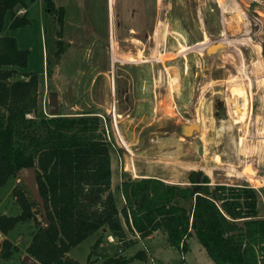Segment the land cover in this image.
<instances>
[{
  "label": "rangeland",
  "instance_id": "obj_1",
  "mask_svg": "<svg viewBox=\"0 0 264 264\" xmlns=\"http://www.w3.org/2000/svg\"><path fill=\"white\" fill-rule=\"evenodd\" d=\"M231 1L232 6L226 10L231 18L224 20L228 27L223 30V0H65L69 8L63 13L61 41L73 50L62 55L56 79L47 72L54 64V36L59 27L56 15L50 17L43 0H26L29 22L22 27L10 28L6 15L1 32L12 35L18 46L28 49L27 69L40 79L41 113H48L51 89L63 99L60 110L79 115L85 106L110 103L114 91L119 92L121 79L123 93L135 89V79L128 74L121 77V72L132 65L151 68L146 111H142V100H137L138 94L132 90L131 107L124 108L127 114L115 122L111 115L105 119L100 116L109 132L110 154L117 167L111 186L118 207L122 206L118 197L122 174L131 178L156 175L167 182L183 183L190 169L202 170L209 165L213 167L209 171L213 183L253 187L258 211L264 214V64L260 55L264 12L260 18L246 2L235 0L240 2L238 6ZM118 21L126 40L123 58L131 62L111 64L109 40L113 34L117 40ZM67 39L73 41L68 43ZM216 42L223 43L222 47L207 53L206 47ZM70 106L78 109L73 111ZM244 106L245 116L240 120L234 108ZM188 124L194 125L186 131L183 125ZM119 166L127 167V171L121 172ZM14 185L24 186L30 194L19 175L9 177L0 186V214L20 211L12 196ZM35 228L33 219H29L17 222L7 234L0 232V241L6 238L12 244L10 257L4 260L0 256V263L23 264ZM126 236L134 241L136 235L126 231ZM92 238L88 235L82 239L67 255L83 263ZM103 240L104 252H117L116 242H107L105 236ZM146 244L151 256L129 264H207L208 256L194 235L188 238L189 249L183 254L171 248L161 233ZM139 247L140 243L122 249L128 256Z\"/></svg>",
  "mask_w": 264,
  "mask_h": 264
},
{
  "label": "trees",
  "instance_id": "obj_2",
  "mask_svg": "<svg viewBox=\"0 0 264 264\" xmlns=\"http://www.w3.org/2000/svg\"><path fill=\"white\" fill-rule=\"evenodd\" d=\"M43 2L59 24L55 64L65 48L61 41L64 6H55L52 0ZM22 3L0 0V33L6 15L10 28L29 22L24 13L19 16L15 12ZM27 55L28 49L19 48L12 35H0V186L17 176L19 168L33 167L46 216L24 186L14 185L12 196L20 211L0 214V232L7 234L17 222L33 219L36 228L25 251L35 264L146 260L144 249L128 256L101 254L98 258L95 249L101 234L83 263L67 255L82 239L105 228L122 247L133 243L126 231L144 238L160 230L181 254L188 251V238L194 235L214 264H264V214L258 211L250 185L211 183L200 169H190L183 183L122 174L118 188L123 204L118 207L111 186L110 143L100 116L41 113L40 79L27 69ZM192 126L185 128L188 131ZM0 243V256L6 260L12 244L6 238Z\"/></svg>",
  "mask_w": 264,
  "mask_h": 264
},
{
  "label": "crops",
  "instance_id": "obj_3",
  "mask_svg": "<svg viewBox=\"0 0 264 264\" xmlns=\"http://www.w3.org/2000/svg\"><path fill=\"white\" fill-rule=\"evenodd\" d=\"M53 1V3H54V5L55 6H57V5H62V6H64V10L65 9H68L69 8V5H67L66 3H65V0H52ZM224 2L222 3V5H221V9H222V19H223V30H225V28L226 27H228V24H226L230 19L229 18H231V16H229V15H226V10H227V8H229L230 6H232V1L231 0H223ZM234 2H237L236 4L239 6V3L240 2H238V1H235V0H233ZM242 1H244V2H246V4H249L250 6H251V10H254L255 12H258L259 13V15H260V13H262V12H264V4H262L261 3V1L260 0H248V1H245V0H242ZM63 3V4H62ZM121 7H122V5H121ZM29 9H30V6H27L26 5V0H24V5H21V6H19L18 7V9H17V11H16V14L17 15H21V14H25V15H27V13H28V11H29ZM244 10V9H243ZM229 11V10H228ZM245 11V10H244ZM242 13H244V12H242ZM45 16V15H44ZM50 17H52V14H51V16ZM262 16L260 15V18H261ZM263 19V18H262ZM52 20V19H51ZM121 20V19H120ZM125 20H126V18H125ZM224 20L225 21H227V22H225L224 23ZM119 23H118V36H117V40L116 39H113V37H114V34H113V37L109 40L110 41V51H109V59H110V63L112 64L113 62H115V61H119V62H124V63H129V62H131V61H128V60H124V56H125V53H124V46H123V42H125L126 40H123V38H122V33H121V25H122V23L120 22V21H118ZM125 22H127V21H125ZM9 23V19H8V22H7V24ZM52 23V22H51ZM41 26L42 27H44V24H43V21H41ZM78 24V23H77ZM63 29V28H62ZM62 32H63V30H62ZM51 33V32H50ZM45 34L46 33H44V30H43V38L45 39ZM0 35H3V32H1L0 33ZM51 35V34H50ZM54 36V35H53ZM54 38L56 39V35L54 36ZM74 38V37H73ZM61 39H62V37H61ZM125 39V38H124ZM16 41V40H15ZM71 41H73L72 39H67L66 40V42H71ZM16 43H17V41H16ZM18 44V43H17ZM19 48H22V47H20V46H18ZM23 47H25L24 46V44H23ZM72 49L73 50V47H69V45L68 44H66V46H65V48H64V50H63V52H61L60 53V55H59V58H58V61H57V63H55V64H53V66H52V68H51V72H50V78H52V79H56L55 77H58V75H59V70H60V62H61V57H62V55H64L65 54V51L66 50H68V49ZM75 49V48H74ZM118 53V54H117ZM128 55H129V53H127ZM46 55H47V53H46ZM45 55V56H46ZM148 65H145V64H141V65H139L138 67H136V68H133V65H132V67H130V68H128L126 71L127 72H121V77H123L122 76V74H128V76H130V79L132 80V79H135V86H134V88L135 89H130L129 88V90H127V93H123V86H122V79H121V84H119V92H118V94L116 93V91H114L115 93H114V95L115 96H113V98H112V100H110V103H102V104H100V103H98L97 104V106L96 107H92V106H85L84 107V110L83 111H81V112H86V113H88V114H92V115H99V116H101V117H103L104 119H105V116L106 115H111V117H112V120H113V122H115V120H117L118 118L117 117H122L121 115H124V114H127V112L128 111H126V109H124L125 108V106H128L129 108L131 107L130 106V104H131V101H132V94H131V91L132 90H134V92L136 91V93L138 94L137 95V97H136V99L137 100H142V102H140V105L142 106V111H146L147 109H148V104H149V102H150V97H149V92H147V86H148V82H149V80H150V77H149V75H150V71H151V68H149V67H147ZM122 71H124V70H122ZM137 86V87H136ZM51 92H52V94H54V96L56 97V100H57V114L58 115H61V114H63V115H70L69 113H70V111H72V110H64V111H62V110H60V108H62V105H63V99L59 96V94H58V92L57 91H55V90H50ZM130 95H129V94ZM124 94V95H123ZM129 95V96H128ZM131 98V99H130ZM124 99H125V101H124ZM133 100H135V99H133ZM101 105V106H100ZM147 106V108H145L144 106ZM140 107V106H139ZM70 108L71 109H73V111H75L76 109H78L77 107H73V106H70ZM82 109V108H81ZM140 109V110H141ZM116 118V119H115ZM117 122V121H116ZM117 155H118V153H117ZM110 167H111V182H113V179H114V173H115V171H116V163H115V160H114V158H113V155L112 154H110ZM120 167V166H119ZM211 168H213L212 166H209V165H207V166H202V170L204 171V173L206 174V175H208V177L210 178V181H211V183H213V176L209 173V171H211ZM115 170V171H114ZM119 170H121V172L122 171H127V167H120L119 168ZM121 174V173H120ZM142 176H151V175H139L138 177H142ZM153 176H156V175H153ZM152 176V177H153ZM157 177V176H156ZM160 178V177H159ZM162 179V178H161ZM164 180V179H163ZM172 182H174V181H172ZM179 183H181V182H179ZM218 183H222V182H218ZM225 183V182H224ZM226 183H229V182H226ZM225 183V184H226ZM230 184H232V183H230ZM119 199H120V201H121V203L123 202V199H122V195L120 194L119 196ZM123 204V203H122ZM102 232L103 233H98V232H94V233H92V234H90V235H93V238H92V244L94 243V241H95V239L101 234L102 236H101V241H100V244H99V246L95 249V254L98 256V258L100 257L99 255H104V256H107V255H113V254H119V253H121V254H124L123 253V251L125 250V249H122V248H128V247H135V246H137L139 243L142 245V247H139V248H137V249H144V250H146V255L147 256H151L150 255V249H149V245H147L146 244V242L147 241H149V240H153V237L157 234V233H161V235H162V237L164 238V239H167L166 237H165V234L162 232V231H160V230H155V232H153V233H151L150 235H148V236H146V237H144V238H139L137 235L135 236V237H133V239H134V241H133V243H131L130 245H128V246H121L120 245V241H118V240H116V238H114L110 233H109V231L105 228V229H102ZM105 234V235H104ZM89 235V236H90ZM103 236H105L106 237V240H107V242H116V244H117V246H118V250H117V252H113V254H108V252H104V250H102L101 249V246H105L106 244L105 243H103L104 242V240L102 241V238H103ZM88 237V236H87ZM127 238H129V237H127ZM111 239V240H110ZM130 239V238H129ZM137 240V241H136ZM168 242V241H167ZM105 244V245H104ZM168 244H169V242H168ZM170 246V245H169ZM171 247V246H170ZM171 248H174V247H171ZM176 249V248H175ZM137 251V250H136ZM150 251V252H149ZM89 252V251H88ZM87 252V253H88ZM135 252V251H134ZM133 252V253H134ZM132 253V254H133ZM95 254L93 255V258L95 257ZM87 256V255H86ZM207 256V255H206ZM152 259V258H151ZM207 264H214L213 262H212V260L211 259H209V257L207 258Z\"/></svg>",
  "mask_w": 264,
  "mask_h": 264
},
{
  "label": "water",
  "instance_id": "obj_4",
  "mask_svg": "<svg viewBox=\"0 0 264 264\" xmlns=\"http://www.w3.org/2000/svg\"><path fill=\"white\" fill-rule=\"evenodd\" d=\"M223 43L221 42H216L213 44H209L206 47V52L207 53H211L213 51H215L216 49L222 47ZM260 55H262V60H263V64H264V40L261 43V52ZM48 115L51 116H57V100L56 97L50 96V98L48 99ZM194 125V124H192ZM186 125H183V127L185 128ZM187 131V130H186ZM18 175L20 176L21 181L23 182V184L25 185V187H27L30 191V195L31 197L36 201V203L39 206L40 209V213L42 214V216L45 218L46 216V209L45 206L43 204V199L39 193V188H37V183H36V178H35V170L33 169V167L31 166H26V167H21L18 169ZM23 264H35L36 260H34L31 256L26 255L22 258Z\"/></svg>",
  "mask_w": 264,
  "mask_h": 264
},
{
  "label": "bare ground",
  "instance_id": "obj_5",
  "mask_svg": "<svg viewBox=\"0 0 264 264\" xmlns=\"http://www.w3.org/2000/svg\"><path fill=\"white\" fill-rule=\"evenodd\" d=\"M224 51V50H223ZM231 71V70H230ZM234 88V87H233ZM236 89V88H235ZM233 92V91H232ZM238 93V92H237ZM239 94V93H238ZM244 101V99H243ZM247 103V102H246ZM234 111L237 113L240 120H242L245 116V106L243 108L236 107L234 108ZM247 111V110H246ZM248 113V112H247Z\"/></svg>",
  "mask_w": 264,
  "mask_h": 264
},
{
  "label": "built area",
  "instance_id": "obj_6",
  "mask_svg": "<svg viewBox=\"0 0 264 264\" xmlns=\"http://www.w3.org/2000/svg\"><path fill=\"white\" fill-rule=\"evenodd\" d=\"M44 112V111H43ZM46 115H48L46 112H44ZM104 130L106 131V140L109 142L110 141V138H109V132L107 131V129H106V126H105V124H104ZM111 240V239H110ZM153 260V259H152Z\"/></svg>",
  "mask_w": 264,
  "mask_h": 264
}]
</instances>
